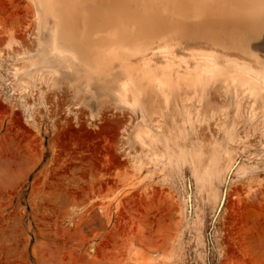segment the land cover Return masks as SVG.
I'll list each match as a JSON object with an SVG mask.
<instances>
[{
	"label": "rangeland",
	"instance_id": "374dc122",
	"mask_svg": "<svg viewBox=\"0 0 264 264\" xmlns=\"http://www.w3.org/2000/svg\"><path fill=\"white\" fill-rule=\"evenodd\" d=\"M38 15L0 0V264H264V92L210 79L211 119L195 97L165 112L149 92L136 106L101 83L92 96L44 63L52 20ZM249 50L264 59V32ZM219 147L237 164L214 160Z\"/></svg>",
	"mask_w": 264,
	"mask_h": 264
},
{
	"label": "bare ground",
	"instance_id": "6f19581e",
	"mask_svg": "<svg viewBox=\"0 0 264 264\" xmlns=\"http://www.w3.org/2000/svg\"><path fill=\"white\" fill-rule=\"evenodd\" d=\"M34 1L38 7V12L41 14L38 15V20L42 21L43 19L42 22L46 21L47 18L52 20L48 28L46 22L44 25L48 37L44 38L45 34L42 37L49 46L47 54L46 52L43 53L44 58L47 57V60H43L41 54L40 57L43 59L38 57L39 62L37 64L41 65V62L45 61L44 63L50 68L49 65L57 63L66 70L71 79L78 80L82 76L85 77L87 89L92 96L99 98L103 96V92H100L101 88L98 86L101 83L115 91L113 92L114 96L121 97V102L128 100L127 97L130 96V103L132 101L131 104L134 103L136 106L137 102L149 92L153 93L155 98L159 96L163 98L164 106H161L166 109L165 112L168 109L170 110L171 107L169 108V106L174 104L171 103L172 99L177 98L180 101L182 98V101H186V98H188L191 101L195 97L197 100L201 99L199 102L195 101L201 104L199 105L200 108L209 116L208 119H211L210 117L213 118L212 115L217 114V110L212 101L207 99L208 91H212L210 79L220 77L229 81L237 77V79L240 78V80L238 79L239 82L245 79L250 84L251 91L260 90L264 92V59L249 50V43L260 38L264 32V0ZM40 16H42V19H39ZM41 43L43 44V40H41ZM193 45H196V47ZM232 52L241 56L229 55ZM248 58L250 61L246 60ZM52 74L49 75L52 76ZM29 76L31 75L29 74ZM60 76L61 74L58 78ZM212 82L214 83V81ZM235 87L233 84L234 89ZM221 90L222 88H220V92ZM108 92L113 95L110 90ZM181 92L186 95L185 98H183V94L180 95ZM178 95L181 97H178ZM226 95L224 94V97ZM245 95L247 94L245 93ZM160 97L157 99L158 102ZM189 97H192V99ZM123 99L124 101H122ZM178 102L174 105H180ZM137 107V109L133 107L135 112L136 110H143L140 106L137 105ZM165 114L167 118L168 115ZM143 115L140 114L141 122H137L136 126L142 123L140 127L147 128L149 125L145 126ZM205 120L204 118L203 121ZM225 127L223 126L221 130L223 131L224 140L228 142L231 141L230 136H228L230 132ZM145 131L147 130L145 129L144 133ZM150 131V134L153 133L152 136L158 137L157 133L154 134L152 130ZM146 136L145 138L148 140L149 134ZM155 142V144H158V140ZM161 143L164 146L165 141ZM155 144L153 143V145ZM214 144L217 146V141ZM165 146L167 147V144ZM197 147L199 149L200 145H196ZM193 148L190 147L187 152H192ZM211 151L214 160L218 158L219 161L222 155L228 159L226 170L229 169L230 164L231 167H233L232 163L237 164L228 148L219 147L216 151L213 148ZM190 152L187 153V156L191 155L192 157L196 154V152L194 154ZM197 154L196 159L202 155ZM209 155L211 157L208 156V163L213 159L212 155ZM194 158L192 157V161L195 160ZM200 159L202 161L200 157L199 161L196 160L193 163L197 164L199 162V164H202ZM218 161L216 159L217 163L215 164L218 165ZM211 162L215 161L211 160ZM208 163L205 162L206 168ZM203 166L202 168H204ZM209 169H203L206 172H203V175L206 176L213 171ZM241 171L245 172L246 169L242 167Z\"/></svg>",
	"mask_w": 264,
	"mask_h": 264
}]
</instances>
